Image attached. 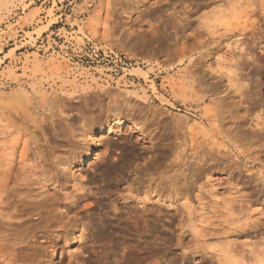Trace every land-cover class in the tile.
I'll list each match as a JSON object with an SVG mask.
<instances>
[{
    "label": "rangeland",
    "instance_id": "obj_1",
    "mask_svg": "<svg viewBox=\"0 0 264 264\" xmlns=\"http://www.w3.org/2000/svg\"><path fill=\"white\" fill-rule=\"evenodd\" d=\"M0 264H264V0H0Z\"/></svg>",
    "mask_w": 264,
    "mask_h": 264
},
{
    "label": "bare ground",
    "instance_id": "obj_2",
    "mask_svg": "<svg viewBox=\"0 0 264 264\" xmlns=\"http://www.w3.org/2000/svg\"><path fill=\"white\" fill-rule=\"evenodd\" d=\"M104 29L103 30H99V28H96V32H95V38L98 40V41H103L105 39L108 38V35H107V30H106V27L103 26ZM156 192L163 195V196H170V195H174L175 192L172 190V189H168V187L166 188H156Z\"/></svg>",
    "mask_w": 264,
    "mask_h": 264
}]
</instances>
